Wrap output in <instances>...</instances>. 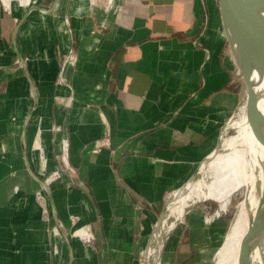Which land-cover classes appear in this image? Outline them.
Segmentation results:
<instances>
[{
  "label": "crops",
  "instance_id": "1",
  "mask_svg": "<svg viewBox=\"0 0 264 264\" xmlns=\"http://www.w3.org/2000/svg\"><path fill=\"white\" fill-rule=\"evenodd\" d=\"M99 5L0 0V264L144 262L236 109L215 0Z\"/></svg>",
  "mask_w": 264,
  "mask_h": 264
},
{
  "label": "bare ground",
  "instance_id": "2",
  "mask_svg": "<svg viewBox=\"0 0 264 264\" xmlns=\"http://www.w3.org/2000/svg\"><path fill=\"white\" fill-rule=\"evenodd\" d=\"M109 1L112 3L115 0H108V6ZM90 2L96 3V0H90ZM97 2L102 3L101 0ZM104 2L106 4V0ZM105 4L103 3L101 7ZM258 81L260 94L264 97V78H259ZM261 110L264 113V102L261 103ZM231 122L235 123V133H241L238 136L241 143L238 146L228 143L226 145L228 153L223 155L220 153L225 147L226 138L224 139V136ZM250 137L244 104H242L236 110L235 117L224 124L222 136L215 145L216 147L203 158L202 166L198 167L194 176L169 196L163 215L154 231H151L144 247L143 264H159L164 240L175 225L178 210L182 214L200 202L210 199L209 190L206 195H203L205 181L208 178L206 172L208 168L214 177H221L222 174L228 172L226 183L222 184L221 190L214 199L220 202L222 210L226 209L233 192L241 188L244 190V196L237 210L239 216L232 222L231 238L228 239L222 251L225 259L218 264H264V149L253 137V143H250ZM250 172L258 176V182L253 188H249ZM247 201L251 202L249 206ZM77 234L81 237L88 235L87 232L84 234L78 231Z\"/></svg>",
  "mask_w": 264,
  "mask_h": 264
},
{
  "label": "rangeland",
  "instance_id": "3",
  "mask_svg": "<svg viewBox=\"0 0 264 264\" xmlns=\"http://www.w3.org/2000/svg\"><path fill=\"white\" fill-rule=\"evenodd\" d=\"M1 1L3 3L5 2L7 6H18L19 9H25L35 3L41 6L50 5V0H29L27 2L26 0ZM101 2L102 3L97 2L96 0V3H94V5L100 4L99 7H101V5H103L104 3V0H101ZM235 114L236 110L230 111L226 121H229L232 117H235ZM235 130V123L231 122L225 132L224 139H226L224 143V150L220 154L223 153L224 155L228 153V150L226 148V145L228 143L235 146H238L239 143H241V140H239L240 138L238 137L241 133H235ZM249 141L250 143H253L252 136L250 137ZM226 158H228V156ZM39 168L41 169L40 166ZM206 172L208 173V178L205 181L203 195H206V192H208L209 190L210 199H206L203 202H200L198 205L192 207L188 211L183 212L184 214H180L181 211L178 210V215L175 217V225L169 231L166 239L164 240L159 264H166L168 260V264H218L220 263V261L223 262V260L225 259L222 251L224 249V246L228 242V239L231 238L230 233L233 226L232 222L239 216L237 210L239 207V203L244 196V190L241 188L233 192L232 196H230V200L227 204L226 209L222 210L220 202L214 199L221 190L222 184L226 183L228 172L222 174L223 176L221 175V177H214L213 174L210 173V168H208ZM257 182V174L250 172L249 188H253ZM250 203L251 202L247 201L248 206ZM150 227L149 229H151ZM76 231L80 233L84 232L80 229H76ZM175 233L176 239L173 240ZM210 235L214 239L212 242L213 247L208 244L207 247H202L203 251L199 252V248L201 247L202 243L208 241L206 237L208 236L209 238ZM171 248L173 250L169 254L168 252L171 250ZM168 254L169 257H167ZM136 264H143V255L141 253H139L137 256Z\"/></svg>",
  "mask_w": 264,
  "mask_h": 264
},
{
  "label": "water",
  "instance_id": "4",
  "mask_svg": "<svg viewBox=\"0 0 264 264\" xmlns=\"http://www.w3.org/2000/svg\"><path fill=\"white\" fill-rule=\"evenodd\" d=\"M215 1L223 51L235 67L239 84L236 110L244 104L250 134L264 149V113L261 110L264 97L258 88V79L264 78V1ZM162 215L163 212L157 216L152 232Z\"/></svg>",
  "mask_w": 264,
  "mask_h": 264
},
{
  "label": "built area",
  "instance_id": "5",
  "mask_svg": "<svg viewBox=\"0 0 264 264\" xmlns=\"http://www.w3.org/2000/svg\"><path fill=\"white\" fill-rule=\"evenodd\" d=\"M91 4H93L94 5V3L93 2H91ZM104 4H105V2H104ZM109 6H108V0H106V4L104 5V9H106V10H110V9H112L114 6V1H112V3H111V1H109ZM113 6V7H112Z\"/></svg>",
  "mask_w": 264,
  "mask_h": 264
}]
</instances>
